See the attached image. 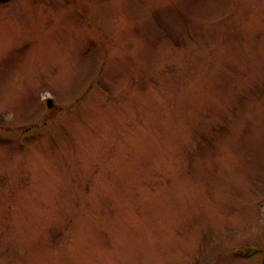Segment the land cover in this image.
I'll use <instances>...</instances> for the list:
<instances>
[{"label":"rangeland","instance_id":"obj_1","mask_svg":"<svg viewBox=\"0 0 264 264\" xmlns=\"http://www.w3.org/2000/svg\"><path fill=\"white\" fill-rule=\"evenodd\" d=\"M6 1L0 264H261L264 0Z\"/></svg>","mask_w":264,"mask_h":264},{"label":"flooded vegetation","instance_id":"obj_2","mask_svg":"<svg viewBox=\"0 0 264 264\" xmlns=\"http://www.w3.org/2000/svg\"><path fill=\"white\" fill-rule=\"evenodd\" d=\"M7 1H10V0H7ZM6 1V2H7ZM30 3L31 2H33V4L34 5H36L35 4V2H37L36 0H28ZM60 0H56V2L54 3H52V4H57L58 2H59ZM62 1H64V6H65V4H68V5H73L74 6V8L78 11V9L80 8V12H81V6L84 4V5H88L87 3L89 2V1H84V0H62ZM5 2V1H4ZM49 2H52V1H49Z\"/></svg>","mask_w":264,"mask_h":264},{"label":"water","instance_id":"obj_3","mask_svg":"<svg viewBox=\"0 0 264 264\" xmlns=\"http://www.w3.org/2000/svg\"><path fill=\"white\" fill-rule=\"evenodd\" d=\"M50 101H48V104L50 105ZM261 264H264V255H263V258H262V263Z\"/></svg>","mask_w":264,"mask_h":264}]
</instances>
